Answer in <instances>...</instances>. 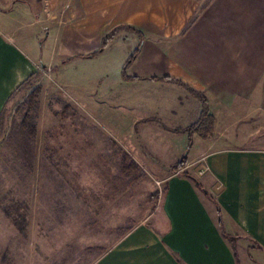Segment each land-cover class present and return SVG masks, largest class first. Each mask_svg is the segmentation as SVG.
I'll list each match as a JSON object with an SVG mask.
<instances>
[{"label": "rangeland", "instance_id": "rangeland-1", "mask_svg": "<svg viewBox=\"0 0 264 264\" xmlns=\"http://www.w3.org/2000/svg\"><path fill=\"white\" fill-rule=\"evenodd\" d=\"M21 1L29 5L33 0ZM234 1L240 6L232 7L233 22L244 14L247 18L238 20L239 24L248 18L262 19L256 30L264 35V0ZM67 14L64 3L55 22L64 24ZM43 19L40 25L18 20L20 34H41L23 41L26 51L40 60V76L13 97L5 110L0 137V264L92 263L98 251L88 250L112 249L124 230L136 225L154 206L167 175L176 174L170 168L178 163L175 156L181 152L174 150L173 143L185 147L182 157L187 161L206 156L214 140L233 147L264 146L262 128L224 140L221 132L208 138L191 137L184 130L173 135L158 127H145L146 122L136 125L152 104L148 99L151 93L139 84L125 87L122 72L146 36L143 41L121 30L96 58L73 59L76 56L68 58L63 52L64 42L56 35L55 25L47 16ZM46 34H50L49 39ZM225 35L232 38L234 61L244 48L249 58L262 51L259 34H250L251 39L248 34ZM141 53L125 76L146 68V54ZM229 73L234 80L264 78V70L235 67L219 72L217 78L229 79ZM36 87L41 93L33 113L37 135L32 138L22 126L25 110L19 106ZM129 97L136 102H124ZM157 117H151L155 123L159 122ZM209 140L213 141L205 143ZM124 157L130 164L124 163ZM237 245L242 264H264L260 250L239 241Z\"/></svg>", "mask_w": 264, "mask_h": 264}, {"label": "crops", "instance_id": "crops-1", "mask_svg": "<svg viewBox=\"0 0 264 264\" xmlns=\"http://www.w3.org/2000/svg\"><path fill=\"white\" fill-rule=\"evenodd\" d=\"M64 3L68 7L66 22L58 24L55 18ZM233 6L240 5L234 0H33L29 5L0 0V131L10 97L37 73L40 62L26 51L23 41L41 34H20L18 20L40 25L45 16L55 25L68 58L95 52L103 36L114 29L130 27L142 32L146 40L141 55L145 53L148 62L131 78L171 77L204 93L215 118L214 134L221 132L224 140L264 130V78L234 80L231 72L229 79L217 78L219 72L234 67L264 70V35L256 30L262 19L248 18L239 24L238 20L247 18L244 14L234 23ZM225 34H248L250 39V34H259L262 51L249 58L244 48L234 61L232 38ZM46 35L49 39L50 34ZM124 84L131 88L139 84L151 93L148 99L152 104L136 125L146 122L145 127L178 135L181 133L176 131L187 129L200 118V102L177 85L152 81ZM134 100L129 97L124 102ZM154 114L158 123L151 118ZM211 143L212 150L188 161L185 169L208 194L179 173L167 175L163 192L155 197L144 218L124 230L112 249L90 248L88 251H98L90 264H236L231 245L220 232L217 205L227 233L264 254V146L233 147L221 140ZM173 144L174 150L181 152L175 156L179 162L185 147Z\"/></svg>", "mask_w": 264, "mask_h": 264}, {"label": "trees", "instance_id": "trees-1", "mask_svg": "<svg viewBox=\"0 0 264 264\" xmlns=\"http://www.w3.org/2000/svg\"><path fill=\"white\" fill-rule=\"evenodd\" d=\"M19 1H21V0H17V2H19ZM121 30H127L129 32H132L136 36H138L140 39H143V41L145 40V36H144V34H142V32H140L136 29L130 28V27H122L119 29H115L112 32H110L109 34L103 36V38L101 39V45H100L101 49L99 51H95V52H93L89 55H86V56H77L73 59H93V58H96L97 55L105 52V49L107 48L106 46L108 45V41L113 39V37L117 34V32H119ZM142 44L140 43V45L138 46V49H137L138 53H136V55L134 56L132 61H130L128 63L127 67L124 69V72H122L124 74V76H123L124 81L125 82H135V81L161 82V83H168V84L177 85V86L183 88L190 95H192L196 100H198L201 104V107H202V111H201V115H200L199 120L195 124H193L192 126L185 129L184 132H188L189 134H191V137L194 135L204 136L205 138L212 136L214 134L215 118L210 113V104H209V101H208V99L204 93L195 90L194 88L190 87L189 85H186L181 80L171 78V77L131 78V77L125 76L127 69L133 63V61L135 60V57H137L138 54L141 52V49L143 46ZM139 48H140V50H139ZM54 70L56 71V68H54ZM39 76H40L39 73H35V74L31 75L23 84H21L20 87L16 90V92L10 97L8 104L11 102V100L13 99V97L15 95H17L18 93L22 92L23 90L29 88L30 86H32L33 82L36 79H38ZM40 93H41L40 87L34 88L31 91V93L29 94V96L26 98V100L19 106V110H25V114H24L23 119H22V126H23L25 132L32 138L36 137V135H37L35 117H34L33 113L37 110L38 99L40 97ZM4 117H5V110H4V114L2 113V129L0 131V137L3 134ZM124 163L130 164L129 159L127 157H124ZM187 165H188V161L184 157L181 161H179L178 163L173 165L170 168V171L172 173L178 172L180 176L187 178L188 180L192 181L199 189H201L206 194H208L207 190L204 188V186L201 184V182L195 176H193L190 173L183 171L187 167ZM132 167H133V165L131 164L130 168H132ZM217 214H218V224H219L220 232H221L223 238L225 240H227L229 242V244L231 245V249H232L236 264H241L239 249H238V245H237V242L240 240V238L227 233V231L225 229V225H224L223 213H222V210H221L219 205H217Z\"/></svg>", "mask_w": 264, "mask_h": 264}]
</instances>
